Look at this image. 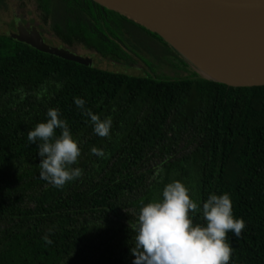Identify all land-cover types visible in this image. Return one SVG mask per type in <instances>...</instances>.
<instances>
[{
  "label": "trees",
  "instance_id": "16d2710c",
  "mask_svg": "<svg viewBox=\"0 0 264 264\" xmlns=\"http://www.w3.org/2000/svg\"><path fill=\"white\" fill-rule=\"evenodd\" d=\"M12 2L74 53L152 66L153 40L189 66L93 0H0V16ZM0 264H264V86L107 70L0 32Z\"/></svg>",
  "mask_w": 264,
  "mask_h": 264
},
{
  "label": "water",
  "instance_id": "95a60500",
  "mask_svg": "<svg viewBox=\"0 0 264 264\" xmlns=\"http://www.w3.org/2000/svg\"><path fill=\"white\" fill-rule=\"evenodd\" d=\"M160 35L202 77L232 87L264 86V0H93ZM10 35L85 65L90 57L48 44L19 19Z\"/></svg>",
  "mask_w": 264,
  "mask_h": 264
},
{
  "label": "rangeland",
  "instance_id": "374dc122",
  "mask_svg": "<svg viewBox=\"0 0 264 264\" xmlns=\"http://www.w3.org/2000/svg\"><path fill=\"white\" fill-rule=\"evenodd\" d=\"M12 7L13 9L11 10V13L14 12L12 15L7 10L6 13H3L0 16V32L1 33H15L16 32L13 27V21L11 20L12 16H14L15 14L23 15L24 13L25 14L28 13L30 17H34V15L28 9V7L21 8L20 5L18 6V4H15L13 2H12ZM17 30H18V24H17ZM136 36L138 39H142L141 43L144 44L145 47L148 46L151 38H148L145 32H143L140 29H137ZM47 37L52 38L46 41L48 44L56 46V47H63L62 43L56 37L51 36L49 34H47ZM151 44H152L151 47L153 48V51L144 49L142 47L143 50L141 53L145 55L146 58L153 61L152 66L148 65L142 60H138V57H136L137 62L122 61L121 63L114 64L113 62L107 61L106 59L98 56L97 54L89 52L85 49L79 50V48H75V51L80 55L87 56V57L94 59V65L100 68L119 71V72H126L132 75L158 74V75L167 76V77H184V76H189L194 71L192 67L190 66H188V68L185 66L179 67L178 64L174 61V58L170 54L165 56V54L163 53V49L165 48L163 44L157 43V42L154 43L153 40L151 41ZM158 53L162 54L161 56H159V58L157 57Z\"/></svg>",
  "mask_w": 264,
  "mask_h": 264
},
{
  "label": "flooded vegetation",
  "instance_id": "af4514ba",
  "mask_svg": "<svg viewBox=\"0 0 264 264\" xmlns=\"http://www.w3.org/2000/svg\"><path fill=\"white\" fill-rule=\"evenodd\" d=\"M22 5V4H21ZM26 5H30L28 2H26ZM26 5H22L21 6V8H23L24 6H26ZM12 7V6H11ZM24 8H26V7H24ZM9 11V13H11V11L10 10H8ZM11 15H12V13H11ZM16 16H18L19 17V19H21L22 20V22H23V24L30 30L31 28H33L34 26H36L38 29H39V31L43 34V36H44V39H45V41H47V40H50V39H52V38H48L47 37V35H45L42 31H41V29L39 28V25H36L35 23H32V21L30 20V16H29V14L27 13V14H23V15H17V14H15L14 16H12V18H11V20L13 21V27H14V29H15V31L17 32L18 30H17V24H18V22L16 21ZM17 22V23H16ZM11 32H13V31H11ZM58 39V38H57ZM63 45V44H62ZM64 47V46H63ZM94 60V59H93ZM177 64H179L176 60H174ZM115 64V63H114Z\"/></svg>",
  "mask_w": 264,
  "mask_h": 264
}]
</instances>
